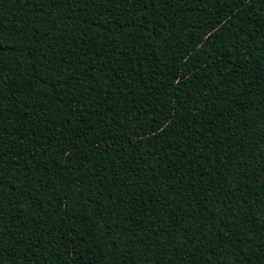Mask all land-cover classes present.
I'll return each instance as SVG.
<instances>
[{
    "label": "trees",
    "instance_id": "trees-1",
    "mask_svg": "<svg viewBox=\"0 0 264 264\" xmlns=\"http://www.w3.org/2000/svg\"><path fill=\"white\" fill-rule=\"evenodd\" d=\"M0 264H264V0H0Z\"/></svg>",
    "mask_w": 264,
    "mask_h": 264
}]
</instances>
